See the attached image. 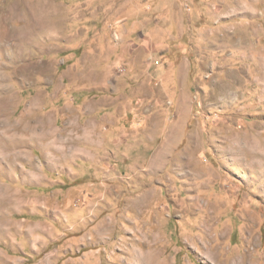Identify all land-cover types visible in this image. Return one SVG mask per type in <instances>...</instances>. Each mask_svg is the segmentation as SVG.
Here are the masks:
<instances>
[{
    "label": "rangeland",
    "instance_id": "rangeland-1",
    "mask_svg": "<svg viewBox=\"0 0 264 264\" xmlns=\"http://www.w3.org/2000/svg\"><path fill=\"white\" fill-rule=\"evenodd\" d=\"M0 264H264V0H0Z\"/></svg>",
    "mask_w": 264,
    "mask_h": 264
}]
</instances>
